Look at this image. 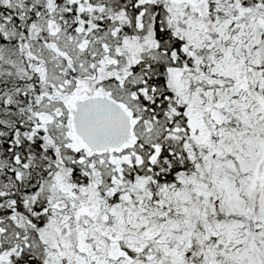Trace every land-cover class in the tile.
I'll return each instance as SVG.
<instances>
[{"label": "snow or ice", "instance_id": "obj_1", "mask_svg": "<svg viewBox=\"0 0 264 264\" xmlns=\"http://www.w3.org/2000/svg\"><path fill=\"white\" fill-rule=\"evenodd\" d=\"M0 264H264V0H0Z\"/></svg>", "mask_w": 264, "mask_h": 264}]
</instances>
